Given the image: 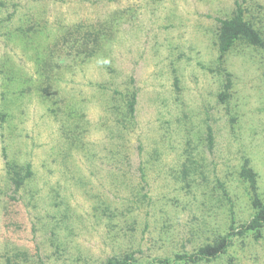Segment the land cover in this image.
<instances>
[{"label":"rangeland","instance_id":"374dc122","mask_svg":"<svg viewBox=\"0 0 264 264\" xmlns=\"http://www.w3.org/2000/svg\"><path fill=\"white\" fill-rule=\"evenodd\" d=\"M233 2L0 0V264L15 249L29 264L191 250L204 238L198 229H215L226 209L196 212L199 198L186 194L178 173L188 153L201 166L196 182L223 181L238 201L235 217L248 219L237 171L247 158L264 199V75L260 53L227 54L231 99L216 101L223 75L214 32ZM107 21L111 35L92 56L51 54L67 32ZM132 90L135 119L125 130L115 113ZM75 125L77 139H66L62 129ZM5 161L29 163L33 173L17 204ZM105 204L122 213L107 222L98 209ZM230 256L232 264H264V238L236 244Z\"/></svg>","mask_w":264,"mask_h":264},{"label":"trees","instance_id":"16d2710c","mask_svg":"<svg viewBox=\"0 0 264 264\" xmlns=\"http://www.w3.org/2000/svg\"><path fill=\"white\" fill-rule=\"evenodd\" d=\"M112 25L109 22L98 24L95 28L86 27L67 32L62 37L61 49H57V43L51 49V54H56L64 49L67 54L73 52L75 55L92 56L102 39L111 35ZM214 44L217 50V68L216 71L223 75L221 88L216 95V101L219 104H228L231 99L230 90L232 87V75L225 70L224 62L227 54L233 52L238 55H244L248 50L251 53L261 54L262 74L264 75V6L255 1L234 0L233 7L229 14L223 18L217 19V25L214 32ZM58 42V41H57ZM58 51H54V49ZM249 54V53H248ZM177 87V86H176ZM45 93L48 86L43 88ZM179 89V88H178ZM49 95V93H46ZM122 104L117 107L115 115L119 127L128 128L135 119L137 93L136 90L125 92L120 98ZM114 104H110V109H114ZM62 129L66 139H77L78 127L75 125L67 130ZM121 128L119 129L121 132ZM70 132V133H69ZM204 144L211 148L214 142V134L210 125L202 133ZM75 143L74 141H70ZM70 144L69 146H74ZM128 161V156H122ZM202 159V158H201ZM124 160V162H125ZM199 160L191 153L184 156L178 166L179 177L182 175L185 181L186 194H192V198L199 201L196 204V212L211 214L214 209H226L225 220L222 224L211 229L209 227L198 229V233L204 235L202 241H197L191 250L174 252L170 257L156 256L152 259H145L136 256L135 251L123 252L118 255H110L103 259L99 264H232L230 250L236 244L244 247L247 245V239L258 241L264 238V199L261 197L258 187L257 173L249 165L247 158H244L237 171V180L243 184L246 194L249 215L248 219L242 220L235 217L234 206L238 204L236 197L230 193V188L218 178L207 181L203 178L196 182L195 173L201 175ZM6 184L11 187L12 194L9 195V201H20V190H25L28 179L32 177V170L29 163H17L5 161ZM197 176V177H198ZM26 192V191H25ZM131 195L135 194L131 190ZM136 196V195H135ZM138 199H134L137 203ZM111 209L109 204L98 207L106 218L107 222L116 219L122 208L114 207ZM210 211V212H209ZM195 218H197L195 216ZM25 251L15 249L14 252L6 254L3 264H29V258L25 256ZM22 258V263H21ZM224 259V260H223ZM229 260V261H228Z\"/></svg>","mask_w":264,"mask_h":264}]
</instances>
